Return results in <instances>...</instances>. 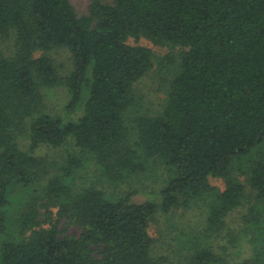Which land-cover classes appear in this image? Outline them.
<instances>
[{
    "label": "trees",
    "instance_id": "trees-1",
    "mask_svg": "<svg viewBox=\"0 0 264 264\" xmlns=\"http://www.w3.org/2000/svg\"><path fill=\"white\" fill-rule=\"evenodd\" d=\"M190 215L166 255L151 227ZM0 264H264V0H0Z\"/></svg>",
    "mask_w": 264,
    "mask_h": 264
},
{
    "label": "rangeland",
    "instance_id": "rangeland-1",
    "mask_svg": "<svg viewBox=\"0 0 264 264\" xmlns=\"http://www.w3.org/2000/svg\"><path fill=\"white\" fill-rule=\"evenodd\" d=\"M93 0H72L77 12L79 15H88L89 7ZM131 44H139L144 45L151 48L158 59L162 58L165 54L170 52L171 50L168 47H158L147 41L146 39H141L139 41L130 40ZM64 66H68L70 62H59ZM160 66V65H159ZM156 67L152 73H150L147 77H145L139 84V96L138 100L140 103L145 106L151 105L152 107H156L164 96V78L167 74L166 70L162 72L160 68ZM69 100V94L66 88L60 87L58 89L51 90L47 93L46 102L48 105V109L54 114L63 117L68 120H76L81 115V110H76L75 112L69 113L66 109L67 102ZM76 152L78 149L75 147L65 146L63 149L55 150L50 147H42L39 150V154L43 156H51L53 159H59L62 155L68 154L67 151ZM98 174L94 171V166L90 165L86 169H84L80 173V180L83 184H92L93 182H98ZM211 183L218 187H223V181L219 179H211ZM151 191V190H150ZM152 196L144 194V190H139V193L134 196V201L141 203L146 201L147 199H151ZM197 225V226H196ZM199 225L197 220L193 215L189 217L179 216L172 221H163L157 224H154L151 227V235L158 239L161 243V249L164 248L166 251V255L173 254V248H176L178 243V236L186 231L187 229L193 227L197 228ZM192 228V229H193ZM62 236H78L81 233V229H79L75 225H69L65 220L61 223ZM191 229V230H192ZM237 250V247L236 249ZM164 251V252H165Z\"/></svg>",
    "mask_w": 264,
    "mask_h": 264
}]
</instances>
